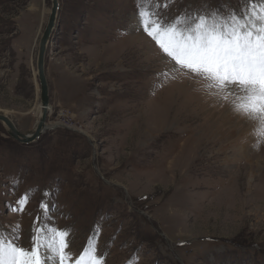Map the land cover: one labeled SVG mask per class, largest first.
I'll return each instance as SVG.
<instances>
[{"label":"rangeland","instance_id":"1","mask_svg":"<svg viewBox=\"0 0 264 264\" xmlns=\"http://www.w3.org/2000/svg\"><path fill=\"white\" fill-rule=\"evenodd\" d=\"M58 2L47 128L21 143L0 121V239L30 249L34 226L44 243L66 231L73 264L93 249L103 264H264L259 122L233 109L241 94L168 58L139 15L224 24L264 0ZM50 6L0 0V114L26 135L39 118L36 54ZM22 197L24 212L10 211Z\"/></svg>","mask_w":264,"mask_h":264},{"label":"snow or ice","instance_id":"2","mask_svg":"<svg viewBox=\"0 0 264 264\" xmlns=\"http://www.w3.org/2000/svg\"><path fill=\"white\" fill-rule=\"evenodd\" d=\"M254 4L255 0H250V5ZM245 11L250 14L245 15ZM139 15L142 31L176 65L211 81V87L241 94L233 109L259 122L255 135L258 142L264 141V8L259 12L254 7L233 12L224 24L209 23L206 16H199L183 27L175 23L166 26L159 19L150 22L143 12ZM27 203V198L22 197L9 210L23 213ZM47 208L44 203L39 205L41 211ZM38 223L39 216L34 225ZM42 232V228L34 226L30 249L0 239V264H50L54 257H58V264H73L69 234L57 230L44 243ZM42 248L46 252L42 253ZM74 264L103 262L93 249L91 253H81Z\"/></svg>","mask_w":264,"mask_h":264},{"label":"water","instance_id":"3","mask_svg":"<svg viewBox=\"0 0 264 264\" xmlns=\"http://www.w3.org/2000/svg\"><path fill=\"white\" fill-rule=\"evenodd\" d=\"M51 6L46 19L45 26L38 42V50L36 54V70L37 80L39 84V99L41 109L39 112L38 122L35 131L32 134L26 135L21 133L6 115L0 114V121H2L6 128L8 135L21 143H30L35 141L45 129V120L49 110V87L45 74L44 57L50 36L55 28L56 17L59 9L58 0H50Z\"/></svg>","mask_w":264,"mask_h":264},{"label":"bare ground","instance_id":"4","mask_svg":"<svg viewBox=\"0 0 264 264\" xmlns=\"http://www.w3.org/2000/svg\"><path fill=\"white\" fill-rule=\"evenodd\" d=\"M137 41V40H136ZM133 47V46H132ZM144 47V46H143ZM136 48V47H135ZM140 49H142V48H140ZM115 51H116V49H115ZM136 51V50H135ZM132 53V52H131ZM143 53V52H142ZM113 54V53H112ZM143 56V55H142ZM140 57V56H139ZM129 69V68H128ZM40 109H41V104H40ZM40 109H39V112H40ZM4 115V114H3ZM7 116V115H6ZM8 117V116H7ZM9 118V117H8ZM49 125V124H48ZM51 126H54V124L53 125H51ZM45 128H47V124H45ZM181 163V162H180Z\"/></svg>","mask_w":264,"mask_h":264}]
</instances>
